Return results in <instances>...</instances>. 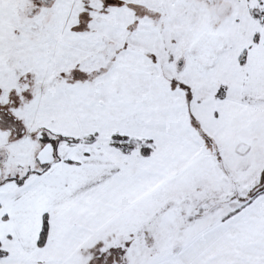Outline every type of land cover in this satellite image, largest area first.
Segmentation results:
<instances>
[{"label": "snow or ice", "instance_id": "6c2138e0", "mask_svg": "<svg viewBox=\"0 0 264 264\" xmlns=\"http://www.w3.org/2000/svg\"><path fill=\"white\" fill-rule=\"evenodd\" d=\"M0 264H264V0H0Z\"/></svg>", "mask_w": 264, "mask_h": 264}]
</instances>
